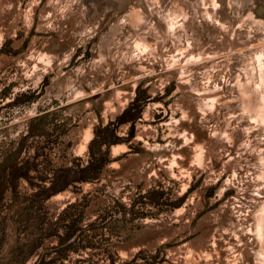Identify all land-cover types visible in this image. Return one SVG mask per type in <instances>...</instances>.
Listing matches in <instances>:
<instances>
[{
  "label": "rangeland",
  "instance_id": "1",
  "mask_svg": "<svg viewBox=\"0 0 264 264\" xmlns=\"http://www.w3.org/2000/svg\"><path fill=\"white\" fill-rule=\"evenodd\" d=\"M0 264H264V0H0Z\"/></svg>",
  "mask_w": 264,
  "mask_h": 264
}]
</instances>
